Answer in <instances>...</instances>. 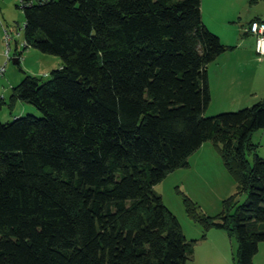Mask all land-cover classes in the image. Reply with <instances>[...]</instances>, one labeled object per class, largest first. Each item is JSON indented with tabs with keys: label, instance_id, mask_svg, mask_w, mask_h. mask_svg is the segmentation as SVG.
<instances>
[{
	"label": "trees",
	"instance_id": "16d2710c",
	"mask_svg": "<svg viewBox=\"0 0 264 264\" xmlns=\"http://www.w3.org/2000/svg\"><path fill=\"white\" fill-rule=\"evenodd\" d=\"M20 4L24 48L61 66L44 82L25 74L8 103L0 97V109L21 101L41 113L0 122V264H186L198 240L153 186L189 167L206 141L245 200L215 221L182 195L185 215L201 240L231 232L236 264H253L264 242V159L250 166L244 149L264 129V98L204 115L207 66L229 47L204 24L201 0Z\"/></svg>",
	"mask_w": 264,
	"mask_h": 264
},
{
	"label": "rangeland",
	"instance_id": "374dc122",
	"mask_svg": "<svg viewBox=\"0 0 264 264\" xmlns=\"http://www.w3.org/2000/svg\"><path fill=\"white\" fill-rule=\"evenodd\" d=\"M204 1L205 8L209 9L210 1ZM221 4V11L218 12V15L221 14L222 17H226L230 21L227 23V27L222 30L221 22L217 24L218 21H215L214 26L216 30L229 36L230 40L235 35L237 27L246 26L249 21L256 18L264 20V0H222ZM0 27L10 37L8 46L5 40L3 43L4 56L0 68L3 67V70L13 72L15 84H18L21 80L19 78L25 74L35 76L44 82L48 79L50 71L60 66L61 60L58 56L44 54L29 47L24 48V15L20 0H0ZM6 50L9 53L8 59L5 55ZM15 57H19L17 64L12 60ZM25 58L26 60H24ZM40 58L42 63H40ZM6 102L8 103V100ZM25 105L31 110L19 117L25 115L41 117V113L33 105L28 103ZM221 107L220 104L207 107L204 114L208 117L240 109L238 107L218 109ZM19 109L20 106L13 105L11 107L9 104H5L0 109V122L12 121L14 119L12 114L17 113ZM204 143L188 158L189 167L174 170L153 186L154 193L161 196L164 205L174 214L178 222H181L184 235L188 240H198L203 231L198 224L187 220L191 221L189 223L198 231H202L198 236V233L193 232L185 223H182L187 217L182 195L195 202L202 215L215 221L223 215L231 214L234 204H241L245 200L244 194H238V184L230 173L223 154L215 149L211 141ZM220 148L222 147L220 146ZM244 156L250 166L253 164L255 156L264 159V129H258L251 133L249 146L244 149ZM226 204L229 205L225 207ZM212 231H214L212 232L214 236H211V240L196 243L193 255L188 258L186 264H208L204 255L212 241L215 245L213 250L215 264H236L238 243L235 236L228 230L215 229ZM205 237H207V232H205ZM252 263L264 264V242L258 244V251L253 256Z\"/></svg>",
	"mask_w": 264,
	"mask_h": 264
},
{
	"label": "crops",
	"instance_id": "0c3cea01",
	"mask_svg": "<svg viewBox=\"0 0 264 264\" xmlns=\"http://www.w3.org/2000/svg\"><path fill=\"white\" fill-rule=\"evenodd\" d=\"M209 1L210 8L206 9L205 1L201 0L200 9L202 20L207 28L219 37L222 44L229 48L207 66V79L211 95L208 107L216 106V104L222 106L218 109H230L231 107V109H234L235 107L241 109V107L244 108L251 106L264 98V56L260 58L257 57L254 46V37L250 34L244 35V26H239L235 29V35H233L232 40H230L229 36L223 34L224 32L216 30L214 26L215 21H218L217 24L219 22L222 23V26H220L222 30L224 27H227V23L230 20L226 17H222L221 14L220 16L218 15V12L221 11L222 0ZM3 43L4 30L0 27V63L4 56ZM41 58L40 63H42ZM24 60H26V58ZM22 78L23 77L21 76L19 79L22 80ZM15 83L13 72L10 70H3V73L0 75V97L5 102L9 100L13 88L17 85ZM25 104L27 103L17 101L15 105L20 106V109L17 113L15 112V114H12L13 118L19 117L23 115V113H27V111L31 110ZM187 220L189 219L185 217V221L182 223H185L188 228L193 230V232L195 231V233H198V236L201 235L202 231H198V229L189 223L191 221ZM179 223L183 230L180 221ZM212 230L215 229L208 230L207 237H205L204 240L199 238L197 244L200 242H207L209 239L211 240L214 236V233H212L214 231ZM209 244L211 246L208 245L204 256L206 257L208 264H215V261L213 260V250L215 248L214 241H212V244Z\"/></svg>",
	"mask_w": 264,
	"mask_h": 264
},
{
	"label": "built area",
	"instance_id": "2783aa9c",
	"mask_svg": "<svg viewBox=\"0 0 264 264\" xmlns=\"http://www.w3.org/2000/svg\"><path fill=\"white\" fill-rule=\"evenodd\" d=\"M243 32L248 33L254 37V46L257 57L264 56V20H254L251 23H248L246 26L243 27ZM9 35L4 32V40L6 45L9 44ZM5 55L7 59L9 58L8 50L5 51ZM3 72V67L0 68V74Z\"/></svg>",
	"mask_w": 264,
	"mask_h": 264
},
{
	"label": "water",
	"instance_id": "95a60500",
	"mask_svg": "<svg viewBox=\"0 0 264 264\" xmlns=\"http://www.w3.org/2000/svg\"><path fill=\"white\" fill-rule=\"evenodd\" d=\"M12 60H13V63H16V64L19 63V59L17 57L13 58Z\"/></svg>",
	"mask_w": 264,
	"mask_h": 264
}]
</instances>
